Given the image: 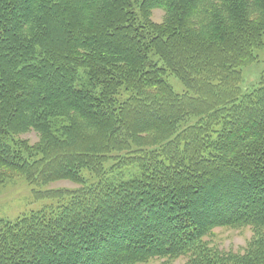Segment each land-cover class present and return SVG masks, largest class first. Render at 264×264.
<instances>
[{
  "label": "trees",
  "instance_id": "obj_1",
  "mask_svg": "<svg viewBox=\"0 0 264 264\" xmlns=\"http://www.w3.org/2000/svg\"><path fill=\"white\" fill-rule=\"evenodd\" d=\"M262 49L264 0H0V185H78L0 221V264H264V83L239 86Z\"/></svg>",
  "mask_w": 264,
  "mask_h": 264
},
{
  "label": "rangeland",
  "instance_id": "obj_2",
  "mask_svg": "<svg viewBox=\"0 0 264 264\" xmlns=\"http://www.w3.org/2000/svg\"><path fill=\"white\" fill-rule=\"evenodd\" d=\"M164 15L163 10H154L153 20L157 23H161ZM255 55L258 56V60H256L255 63L242 67V81L239 86L244 96L248 93H253L264 83V49L257 51ZM151 58H153L159 66L163 65L158 57L153 56ZM167 71L168 70H166L165 73L167 82L173 87L176 93H184L186 91L185 86L178 78ZM123 98H125V96ZM196 122L197 119L192 118L185 126ZM183 126L184 125H182V127ZM18 141L23 144V146L27 145L32 149L33 146L39 142V135L36 132H30L22 135L19 140L15 141L19 145ZM112 164L113 162H109L107 167H110ZM84 175L87 183H94L98 180L88 172H84ZM77 187V184L67 180L49 184H33L28 181L25 176H13L0 185V221L14 222L25 214L43 211L49 207L56 206L57 201L44 198L47 191L58 189L73 190ZM252 237L253 231L251 228H217L213 230L209 236L205 237V240L211 248L217 251L243 252ZM187 260L186 257L182 256L171 259L155 258L147 263L141 264H187Z\"/></svg>",
  "mask_w": 264,
  "mask_h": 264
},
{
  "label": "bare ground",
  "instance_id": "obj_3",
  "mask_svg": "<svg viewBox=\"0 0 264 264\" xmlns=\"http://www.w3.org/2000/svg\"><path fill=\"white\" fill-rule=\"evenodd\" d=\"M34 184V183H33ZM61 202H63V201H61Z\"/></svg>",
  "mask_w": 264,
  "mask_h": 264
}]
</instances>
